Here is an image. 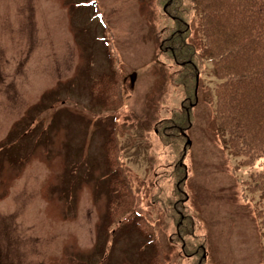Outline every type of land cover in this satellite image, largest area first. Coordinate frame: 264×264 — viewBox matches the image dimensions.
I'll return each instance as SVG.
<instances>
[{"label": "rangeland", "instance_id": "obj_1", "mask_svg": "<svg viewBox=\"0 0 264 264\" xmlns=\"http://www.w3.org/2000/svg\"><path fill=\"white\" fill-rule=\"evenodd\" d=\"M98 1L125 74L117 122L137 213L154 225L165 264H195L200 254L183 255L161 201L173 180L159 179L171 153L155 124L187 97L172 78L177 65L159 49L173 21L157 0ZM189 23L192 39L194 16ZM107 65L103 29L86 0H0V264L150 261L133 224L101 233L108 197L101 147L111 115L92 104L89 88ZM201 67L181 162L194 245L204 248L201 264H264L252 196L240 184L259 167L242 166L219 144L216 79L208 58Z\"/></svg>", "mask_w": 264, "mask_h": 264}, {"label": "trees", "instance_id": "obj_2", "mask_svg": "<svg viewBox=\"0 0 264 264\" xmlns=\"http://www.w3.org/2000/svg\"><path fill=\"white\" fill-rule=\"evenodd\" d=\"M93 7L103 29L108 59L105 72L90 84L91 102L111 117L105 123L102 142L104 179L108 191L101 233L114 232L121 222L133 224L141 241L150 245L147 264H165L162 246L154 225L137 213L136 193L120 147V123L117 113L124 106L125 79L115 34L103 16L98 0H86ZM162 11L173 21L168 34L159 41L161 52L177 65L172 72L176 85L185 89L187 97L169 118L159 120L156 134L171 153V167L160 170L159 179L171 178V195L162 199L164 211L173 222L174 240L184 256L200 254L203 246H195V225L190 211L184 207L186 196L182 186L186 167L182 164L188 144L186 130L191 125L195 104L196 75L204 58L210 60L216 79L212 117L221 147L232 156L241 157L239 164L259 168L251 180L240 181L241 189L252 198V211L259 235L264 241V0H157ZM190 16L197 21V33L190 38ZM257 194V198L254 195Z\"/></svg>", "mask_w": 264, "mask_h": 264}, {"label": "water", "instance_id": "obj_3", "mask_svg": "<svg viewBox=\"0 0 264 264\" xmlns=\"http://www.w3.org/2000/svg\"><path fill=\"white\" fill-rule=\"evenodd\" d=\"M189 143V141H187Z\"/></svg>", "mask_w": 264, "mask_h": 264}]
</instances>
